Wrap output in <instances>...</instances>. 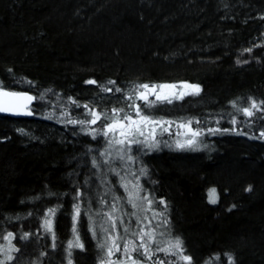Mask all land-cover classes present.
I'll use <instances>...</instances> for the list:
<instances>
[{
    "label": "trees",
    "instance_id": "16d2710c",
    "mask_svg": "<svg viewBox=\"0 0 264 264\" xmlns=\"http://www.w3.org/2000/svg\"><path fill=\"white\" fill-rule=\"evenodd\" d=\"M183 81L199 92L140 109L206 128L259 109L204 150L143 154L144 186L165 201L189 264H264V0H0V88L35 97L29 117L0 114V237L16 235L4 264L98 263L83 216L67 255L78 192H100L102 141L80 122L96 112L101 127L141 87Z\"/></svg>",
    "mask_w": 264,
    "mask_h": 264
},
{
    "label": "rangeland",
    "instance_id": "374dc122",
    "mask_svg": "<svg viewBox=\"0 0 264 264\" xmlns=\"http://www.w3.org/2000/svg\"><path fill=\"white\" fill-rule=\"evenodd\" d=\"M199 90V85L185 81L141 87L136 91L139 101L125 112L115 109V115L101 127L98 125L100 116L96 112H91L90 119L80 122L93 137H100L102 141L92 165L100 192L95 195L93 202L88 201L86 194L78 192L71 214L67 255L73 247L81 244L78 227L83 216L100 252L97 264L190 263L180 239L170 229L165 201L144 186L146 168L141 158L143 154L161 148L204 150L209 137L229 130L241 131L244 128L241 123L247 122L259 109L255 103L243 108L240 117L233 118L229 128L199 127L189 119L152 116L140 109L139 102L145 105L171 102L195 95ZM54 111L68 116L66 112ZM53 113L50 111L48 116L54 119ZM30 115H33L32 111ZM71 123L76 124L78 121ZM259 135L264 139V133ZM208 196L214 202L216 189L209 188ZM53 217L54 212L48 211L41 223V232L51 241L54 237ZM15 236L5 232L0 237V264L11 257ZM66 264H71V261L67 259Z\"/></svg>",
    "mask_w": 264,
    "mask_h": 264
},
{
    "label": "water",
    "instance_id": "95a60500",
    "mask_svg": "<svg viewBox=\"0 0 264 264\" xmlns=\"http://www.w3.org/2000/svg\"><path fill=\"white\" fill-rule=\"evenodd\" d=\"M34 100L29 91L0 88V114L13 118L29 117Z\"/></svg>",
    "mask_w": 264,
    "mask_h": 264
}]
</instances>
